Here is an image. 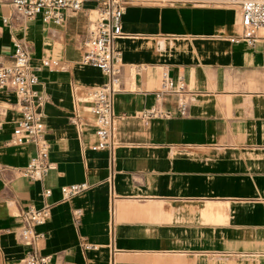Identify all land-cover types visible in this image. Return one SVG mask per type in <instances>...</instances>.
<instances>
[{
  "label": "crops",
  "instance_id": "crops-1",
  "mask_svg": "<svg viewBox=\"0 0 264 264\" xmlns=\"http://www.w3.org/2000/svg\"><path fill=\"white\" fill-rule=\"evenodd\" d=\"M153 1L128 7L122 19L113 151L90 148L97 142L91 93L106 79L82 61L91 10L101 4L86 1L61 24L39 17L4 24L9 10L0 7V64L16 41L34 68L62 64L43 68L35 87L47 98L56 164L43 182L21 174L36 148L10 144L19 98L0 89V264H23L22 211L47 205L50 218L38 231L48 234L41 253L54 264H264V40L232 41L241 34L237 7ZM165 71L185 81L188 115L143 119ZM164 107L175 110V98ZM82 183L90 188L63 199L62 187Z\"/></svg>",
  "mask_w": 264,
  "mask_h": 264
},
{
  "label": "built area",
  "instance_id": "built-area-1",
  "mask_svg": "<svg viewBox=\"0 0 264 264\" xmlns=\"http://www.w3.org/2000/svg\"><path fill=\"white\" fill-rule=\"evenodd\" d=\"M86 1L99 2L91 23L88 37L83 44L84 64L98 67L105 76V83L91 93L90 114L95 119L97 142L90 148L93 151H113L119 144L115 131L116 116L114 97L121 91L123 69L122 53L117 48V39L122 35V19L126 9L146 0H0L9 15L2 17L3 23L24 24L41 18L45 23L61 24L66 12H77ZM150 2V1H149ZM152 2H154L152 0ZM194 3L210 7H237L241 13V34L232 41H245L254 46L264 40V0H180L179 3ZM62 64L56 60H44L39 67L30 64L28 47L19 41L14 42V53L9 61L0 64V89H9L17 93L21 118L13 132L10 144L31 143L36 148V156L21 172L31 182H43L49 171L56 169L50 160V144L46 137L44 106L46 96L39 94L35 87L38 73L43 68L58 69ZM175 98V110L164 107L166 100ZM190 93L183 78L172 79L165 71L161 88L155 93L156 104L145 111L141 117L172 119L185 117L189 112ZM90 184L82 183L61 188L64 200H69L87 191ZM45 199L52 195L50 189H44ZM50 206L36 209L28 206L22 211L24 222L18 237L27 249L23 264H54L51 256L43 255L41 248L48 238L45 232H39L50 218ZM79 222L81 211L74 214Z\"/></svg>",
  "mask_w": 264,
  "mask_h": 264
},
{
  "label": "rangeland",
  "instance_id": "rangeland-1",
  "mask_svg": "<svg viewBox=\"0 0 264 264\" xmlns=\"http://www.w3.org/2000/svg\"><path fill=\"white\" fill-rule=\"evenodd\" d=\"M95 17H96V13H93V19H95Z\"/></svg>",
  "mask_w": 264,
  "mask_h": 264
}]
</instances>
